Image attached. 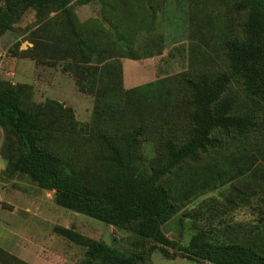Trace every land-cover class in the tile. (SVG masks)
<instances>
[{"label":"rangeland","instance_id":"374dc122","mask_svg":"<svg viewBox=\"0 0 264 264\" xmlns=\"http://www.w3.org/2000/svg\"><path fill=\"white\" fill-rule=\"evenodd\" d=\"M238 2L73 1L66 13H51L44 22L33 9L19 11L0 32V54L6 51L0 88L18 90L20 108L37 118V147L67 169L96 180L111 150L122 154L129 147L134 167L148 175L165 160L167 141L178 145L189 136V83L201 75H228L225 45L239 40L244 18ZM126 60L138 61L125 70L129 81L123 85ZM135 86L143 88L129 90ZM226 95L238 108L254 107L236 79ZM218 139L160 180L177 208L162 231L181 246L197 232L210 241L260 245L264 124ZM14 149L0 127V264H100L88 260L83 244L59 236L58 228L133 253L137 264H211L164 258L154 243L139 241L133 224L115 228L57 207L52 191L5 175L3 158ZM3 250L14 259L6 260Z\"/></svg>","mask_w":264,"mask_h":264},{"label":"trees","instance_id":"16d2710c","mask_svg":"<svg viewBox=\"0 0 264 264\" xmlns=\"http://www.w3.org/2000/svg\"><path fill=\"white\" fill-rule=\"evenodd\" d=\"M73 1L86 0H0V32L9 28L19 11L33 9L38 21L44 22L51 13H66ZM237 6L244 18L239 40L225 45L228 75H201L189 83L190 95L185 102L191 109L189 136L178 145L167 141L165 160L151 167L148 175L134 167L129 147L122 154L112 149L104 160V173L96 180L67 169L57 158L37 147L36 116L20 108L17 89L3 85L0 88V127L6 129L15 142L13 153H6L3 158L7 162L5 175L8 178L22 176L39 190L53 191V203L59 208L115 228L133 224L139 241L154 243L164 258L180 257L211 264H264V237L260 245H242L210 241L206 234L197 232L181 246L162 231L177 208L159 186L160 180L185 160H196L200 152L216 146L218 137L243 134L257 123L264 124V0H239ZM120 75L122 81V67ZM231 79L240 82L246 100L254 106L252 109L244 104L240 108L234 106L232 97L226 95ZM142 86L129 90H140ZM56 233L83 244L90 261L137 264L133 253L89 241L70 229L58 228ZM3 254L8 261L14 259L4 250ZM16 263L26 264L19 259Z\"/></svg>","mask_w":264,"mask_h":264},{"label":"crops","instance_id":"0c3cea01","mask_svg":"<svg viewBox=\"0 0 264 264\" xmlns=\"http://www.w3.org/2000/svg\"><path fill=\"white\" fill-rule=\"evenodd\" d=\"M135 61H138V60H130V61H128V60H126V61H122V63H121V67H122V83H123V85H124V80L126 81V83L129 81L128 79H126L124 76H125V70L128 68V67H133V63L135 62ZM124 62H130V63H127V65H124L123 66V63ZM136 65H134V67H135ZM144 68H147L146 66H144ZM135 77H136V75H135ZM131 82V81H130ZM125 87V86H124ZM135 87H137V86H135ZM134 87V88H135ZM127 89V88H126ZM40 191H42V190H40ZM53 192V191H52ZM21 258V257H20Z\"/></svg>","mask_w":264,"mask_h":264},{"label":"built area","instance_id":"2783aa9c","mask_svg":"<svg viewBox=\"0 0 264 264\" xmlns=\"http://www.w3.org/2000/svg\"><path fill=\"white\" fill-rule=\"evenodd\" d=\"M5 54H6V51H2V54H0V62H2V59L5 57Z\"/></svg>","mask_w":264,"mask_h":264}]
</instances>
